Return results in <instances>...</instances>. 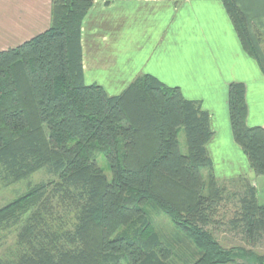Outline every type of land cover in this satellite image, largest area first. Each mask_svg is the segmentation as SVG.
<instances>
[{
	"label": "trees",
	"instance_id": "16d2710c",
	"mask_svg": "<svg viewBox=\"0 0 264 264\" xmlns=\"http://www.w3.org/2000/svg\"><path fill=\"white\" fill-rule=\"evenodd\" d=\"M92 1L52 0L47 30L0 50V174L16 181L43 169L55 177L51 187L0 209L1 232L22 224L21 252L0 264H171L173 245L150 211L166 215L195 246L187 264L243 260L251 250L223 247L207 227L222 223L213 218L222 201L235 203L226 224L245 245H257L264 239L257 188L245 179L237 192L219 186L206 148L210 117L200 100L149 74L115 95L84 82L80 26ZM222 3L242 48L264 73L245 15L235 0ZM227 104L233 139L264 178V128L246 124L242 82L229 83Z\"/></svg>",
	"mask_w": 264,
	"mask_h": 264
},
{
	"label": "crops",
	"instance_id": "0c3cea01",
	"mask_svg": "<svg viewBox=\"0 0 264 264\" xmlns=\"http://www.w3.org/2000/svg\"><path fill=\"white\" fill-rule=\"evenodd\" d=\"M51 1L0 0V50L47 30ZM235 2L262 54L264 0ZM80 47L84 82L108 95L149 74L200 100L213 131L206 148L215 177L254 178L232 136L227 91L230 82H242L246 124L264 128V73L242 48L222 0H93L81 22Z\"/></svg>",
	"mask_w": 264,
	"mask_h": 264
},
{
	"label": "rangeland",
	"instance_id": "374dc122",
	"mask_svg": "<svg viewBox=\"0 0 264 264\" xmlns=\"http://www.w3.org/2000/svg\"><path fill=\"white\" fill-rule=\"evenodd\" d=\"M254 34V33H253ZM251 35V34H250ZM255 35V34H254ZM259 58L264 65V49L262 54L258 52ZM261 56V57H260ZM229 118V117H228ZM230 122V120H229ZM180 147L182 152L186 151L185 140L183 132L179 134ZM247 158V157H246ZM97 161L99 166L103 169L104 173L110 178V170L106 165L104 158L101 155H97ZM253 171V170H252ZM214 173V172H213ZM254 173V172H253ZM205 175V173H204ZM256 177L258 184L256 185ZM246 182L255 185L257 187L258 201L260 203L264 202V178L262 176H256L254 173V178L250 180L244 176H238L234 178H217L218 184L221 187H225V192H237L241 190ZM55 177L46 173L43 169H38L24 177L23 179L16 181H9L0 174V209L10 204L14 200L21 197L23 194L30 190H35L40 186L51 187ZM60 208V207H59ZM57 208V209H59ZM56 209V210H57ZM235 211V203L231 204L229 202L222 201L217 207L216 214L213 216L214 220L220 221L222 223L211 224L207 227L209 231L213 233V236L223 247H243L244 249L251 250L252 254L243 258V260H236L235 262H229L225 264H259V260H256L257 256H264V239H262L257 245L249 247L241 240L242 235L238 230H233L230 228L226 221L233 215ZM152 221L156 229L162 234L165 239L173 245L175 255L170 259L171 264H187L195 256L196 248L189 241V239L177 230L170 219L163 213L151 212ZM65 215L61 218L56 217L52 227L54 229L60 228L64 222ZM22 224L12 223V225L0 231V260H12L16 259L21 252L20 246L17 244L16 234L20 229ZM264 264V263H261Z\"/></svg>",
	"mask_w": 264,
	"mask_h": 264
}]
</instances>
